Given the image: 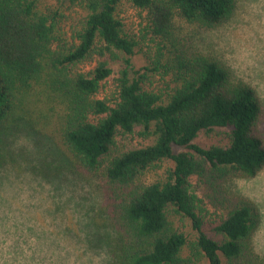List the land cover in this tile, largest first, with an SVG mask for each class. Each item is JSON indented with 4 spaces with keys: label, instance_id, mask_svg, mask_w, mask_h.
I'll return each instance as SVG.
<instances>
[{
    "label": "trees",
    "instance_id": "trees-1",
    "mask_svg": "<svg viewBox=\"0 0 264 264\" xmlns=\"http://www.w3.org/2000/svg\"><path fill=\"white\" fill-rule=\"evenodd\" d=\"M123 1L144 14L140 39L120 16ZM65 4L79 12L76 19H67ZM56 6L0 0V130L31 118L26 106L41 97L63 105L50 129L64 149H57L61 166L96 183L112 226L106 248L116 264H264L251 242L257 208L224 192L264 168L258 97L217 61L183 50L174 34L176 18L203 29L220 26L233 0H61ZM145 38L155 52L135 68ZM38 114L28 122L50 126ZM214 131L221 141L196 143ZM51 149L43 144L40 162L24 167L12 159L8 172L47 178L42 168ZM194 180L212 195L200 196ZM204 205L215 210L208 224L217 239L205 231ZM20 238L11 246L13 263L26 252ZM29 250L28 264L50 259Z\"/></svg>",
    "mask_w": 264,
    "mask_h": 264
},
{
    "label": "rangeland",
    "instance_id": "rangeland-1",
    "mask_svg": "<svg viewBox=\"0 0 264 264\" xmlns=\"http://www.w3.org/2000/svg\"><path fill=\"white\" fill-rule=\"evenodd\" d=\"M60 1L61 0H40L42 4L51 5L55 8L58 7L56 5ZM65 6L66 11L64 13L67 16V19L70 21H72L73 18L76 19L78 16L77 13L79 12L75 9V7L70 6L69 4H65L63 7ZM61 10L63 9L61 8ZM120 12V16L125 23L127 31L132 35H136V37L140 39L143 35L142 31L145 24L144 14H141V12L131 7L130 4L125 1H123L120 7ZM208 30L210 29L200 28L196 24H191L178 18L174 21V34L180 42L183 50L210 57L226 69L220 60L204 51L198 45L197 37ZM143 42L144 43L141 44V52H137L132 59L135 68L145 66L148 62L147 56H153L155 52V45L149 40V38H145ZM250 88L253 89L259 100L261 114L257 129L258 135L264 142V96L257 94L254 87ZM26 107H30L26 110L33 112L31 118L26 115L24 116L26 120L18 121V124L8 123L9 126L4 125L5 127L0 130V200L4 201L6 184L10 188L12 186V179L14 178L15 180H19L22 176L13 175L8 172L9 166L7 165L9 162H13L14 160L13 164L17 162L21 164L22 167H24L25 163H29L30 161L33 162L39 160L40 162V159L45 155V152L44 154L42 152V145L51 144L53 149L50 150L52 153L49 154L51 156L48 160L49 165L46 166V169L42 168L43 172L47 175V178H45L48 182L54 185L58 196L67 194L69 199L76 201L77 207L84 211V215L88 221L85 225V230L88 233L90 246L97 255L103 253L105 258L102 261V264H116L106 248V239L108 238V235H111L112 233V226L108 222L103 208L102 198L96 183H92V180L89 179H86V181L79 179L74 173H72L73 170H71L70 166H61V164H63L61 158L62 156L59 154L57 149H63V147L58 137H56L55 132L50 129L55 127L57 124L58 121L56 120H58L57 118L63 109V105H58L51 100H46L45 97H41L40 102H31V104ZM23 109L22 111H19L18 114H22L24 111ZM38 111L45 113L49 117V121L47 122L50 126L42 124L44 121H39L35 124L28 122L39 118L37 116H40ZM16 119L15 121H17ZM25 124L28 126H25ZM219 134L220 133H218V131L201 133L195 141L203 147H209L221 141L222 138ZM38 157H40V159ZM4 158L7 160L3 165L2 160ZM1 165H3V167ZM56 167L60 168L56 170ZM162 170L163 168L150 172L148 174V178L151 180L157 178L162 173ZM16 173L20 172L16 171ZM25 173L27 172H24L23 174ZM52 173L54 174L53 176ZM194 183L199 185L198 192L200 193V196L205 197V193H207V195H212L211 191L204 189V187L196 180H194ZM228 184V188H224V192L226 194L225 196L228 199L243 197L252 202L258 210L259 222L253 233L251 242L255 254L264 259V168L253 178L236 179ZM62 189L63 191H61ZM218 199L221 200V198ZM204 201L207 204L209 202L208 198L204 199ZM207 206L208 207L205 206V209H208L209 214H207V218H205V231L210 236L217 239L218 237L213 231H211L210 225L208 224L210 215L215 210L210 205ZM2 224L7 225L8 231L1 228ZM21 227L27 230L28 226L26 223L21 225L15 217H6L4 207L0 206V264H28L26 261V252L29 254L31 251L29 249L26 250V248H24L26 252L21 251L22 253L18 256V262H12L15 250H12L11 246H15L16 239H19L21 236V233L18 231V228ZM5 241H12V243L10 246L5 247ZM182 255L187 256V251H184Z\"/></svg>",
    "mask_w": 264,
    "mask_h": 264
},
{
    "label": "clouds",
    "instance_id": "clouds-1",
    "mask_svg": "<svg viewBox=\"0 0 264 264\" xmlns=\"http://www.w3.org/2000/svg\"><path fill=\"white\" fill-rule=\"evenodd\" d=\"M198 45L220 60L233 77L264 96V0H233L226 21L197 37ZM6 184L4 212L15 217L22 248L46 258L45 264H102L103 253L91 248L84 211L68 195L58 196L54 185L39 172ZM63 191V189L61 190ZM12 241H5V247Z\"/></svg>",
    "mask_w": 264,
    "mask_h": 264
}]
</instances>
